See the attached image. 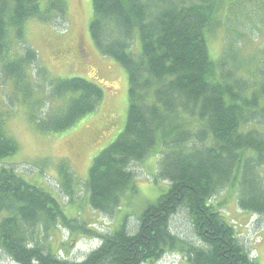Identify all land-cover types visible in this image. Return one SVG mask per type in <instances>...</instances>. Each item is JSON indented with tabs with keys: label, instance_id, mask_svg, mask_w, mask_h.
Instances as JSON below:
<instances>
[{
	"label": "trees",
	"instance_id": "1",
	"mask_svg": "<svg viewBox=\"0 0 264 264\" xmlns=\"http://www.w3.org/2000/svg\"><path fill=\"white\" fill-rule=\"evenodd\" d=\"M241 1L92 0L93 41L126 68L130 88L125 129L94 158L84 196L94 210L117 215L125 196L138 192L131 167L150 155H161L156 175L167 183L137 214L134 232L116 222L102 235L73 221L53 191L5 163L19 149L6 130L18 108L27 109L37 131L56 133L95 111L104 90L83 77L52 78L39 65L38 51L25 43L30 18L66 24L65 0H0V82L8 98L0 102V255L17 264H150L179 251L190 264H258L217 200L224 188L236 194L243 211L264 215V58L251 67L242 60L230 28L219 57L208 41L226 20L237 21ZM257 1L264 21V0ZM136 37L138 56L132 51ZM55 99L66 107L38 117ZM58 173L62 191L73 197L67 161ZM179 210L187 212L200 244L170 230V217ZM60 221L74 233H96L101 245L82 262L60 258L38 237Z\"/></svg>",
	"mask_w": 264,
	"mask_h": 264
},
{
	"label": "rangeland",
	"instance_id": "2",
	"mask_svg": "<svg viewBox=\"0 0 264 264\" xmlns=\"http://www.w3.org/2000/svg\"><path fill=\"white\" fill-rule=\"evenodd\" d=\"M65 1L68 9L66 24L57 25L30 18L25 23V43L38 51L39 65L46 68L52 78L83 77L103 88V99L95 111L83 116L70 128L56 133L37 131L29 120L27 109L18 108L8 119L6 130L18 142L19 149L14 155L5 158V163L14 167L16 173L30 182L41 183L53 191L66 214L77 224L85 222L89 230L96 229L103 235L109 233L116 222H121L120 225L125 224L128 232H134L138 226L137 214L148 203L156 201L163 193L162 190L167 188L166 181L157 179L156 175L161 155H150L144 161L133 164L131 170L135 174L138 192L125 196L117 215L94 210L87 203L85 191L83 192L84 183L88 180L94 158L125 129L130 84L126 68L114 58L101 54L93 41L90 32L92 0ZM257 2L254 1L253 5L252 1H241L237 6V21L226 20L225 27L208 36L214 57L223 53L230 38V28L236 34L235 40L238 41L242 60H249L251 67L256 66L258 59L264 58V21L256 13L259 11ZM20 45L23 46L21 43ZM132 51L137 56L140 55L139 37L135 38ZM36 71L35 69V74ZM1 85L2 82L0 102L8 101V98H3L6 88ZM65 107V100L47 101V106L38 110V117L44 118ZM63 160L68 162L73 173L72 184L76 193L73 197L66 195L59 185L58 165ZM217 200L221 203L226 219L237 229L250 258L258 264H264V215L243 211L237 204L236 194L224 188L219 192ZM126 214L130 216L123 222L122 218ZM60 223L62 224L43 234L39 233L38 236L45 244L50 242L60 258L82 262L101 245V236L96 233H74L69 225ZM169 226L179 237L196 244L201 243L186 211L179 210L172 214ZM0 264L17 263L2 254ZM150 264L190 263L186 254L170 251Z\"/></svg>",
	"mask_w": 264,
	"mask_h": 264
},
{
	"label": "bare ground",
	"instance_id": "3",
	"mask_svg": "<svg viewBox=\"0 0 264 264\" xmlns=\"http://www.w3.org/2000/svg\"><path fill=\"white\" fill-rule=\"evenodd\" d=\"M2 254H4V253H1V255H2ZM4 255H6V254H4ZM6 256H7V255H6ZM7 257L9 258V256H7Z\"/></svg>",
	"mask_w": 264,
	"mask_h": 264
}]
</instances>
